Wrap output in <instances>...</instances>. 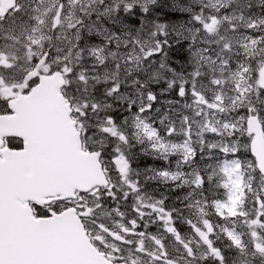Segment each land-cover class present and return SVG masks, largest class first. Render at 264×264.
I'll return each instance as SVG.
<instances>
[{"label": "snow or ice", "instance_id": "6c2138e0", "mask_svg": "<svg viewBox=\"0 0 264 264\" xmlns=\"http://www.w3.org/2000/svg\"><path fill=\"white\" fill-rule=\"evenodd\" d=\"M200 2L201 11L194 13L191 21L199 27L189 39L184 37L181 31L170 29L168 24L159 22L153 7L157 0H53L51 7L47 8L42 16L30 17L35 21L30 30L21 26L23 41L11 37L15 41L14 44L0 48V95L8 98L14 92L22 91L25 96L35 94L41 86L46 85V78L56 81L57 95H60L61 86L68 85L76 77L84 85L94 81L95 87V84L101 83L99 77L93 74L98 68L104 69L106 83L108 76L107 69L104 68L107 59L105 49L113 42L117 49L121 46L128 49V52L120 53V56L124 57V63H134L137 71L146 72L147 69L143 67L145 64L151 67L158 63L160 69H167L175 74L174 69L167 64L169 52L173 45L182 44L187 40L189 54L195 59L196 65L189 73L190 79L180 77L179 86L175 89L178 99L168 103H178L187 97L191 98L194 105L200 107V112H204L205 117L208 111L213 114H227L223 121L207 122L196 133L199 136L197 143L200 145L201 154L205 153V133L220 137L219 140L208 141V155L200 156L201 160H212L213 150L219 152L221 155L215 164L205 165L203 172L193 169L189 174L179 170L173 172L167 167L152 170L164 182H177V188H191V192L183 199L190 201L189 208H197L200 219L199 223L190 218L184 219L183 223L187 225L189 233L187 238L177 225V216L182 210L167 206V196L156 199L154 203L142 205L145 210L134 207L131 216H125L119 206L114 207L112 211L126 221L118 224L116 228L97 222L99 217L105 214L104 205L107 201L118 200L117 191L113 190L114 185L109 183V169L125 178L131 193L140 191L139 181L128 182L131 163L119 147L121 143H128V136L122 130V125L127 124L129 117L119 120L105 114L106 126H102L101 131L116 144L110 150H105L104 145L98 149H88L94 171V175L85 177L88 186H71L70 197L58 194L59 199L47 205L36 202L32 204L35 210L34 219L38 224L72 212L81 217L82 226L85 223L84 218L96 223L95 236H89L87 228L83 229L85 245L93 254L87 264H229V251L235 253L231 264H254L257 259L264 264V107L257 106L258 103L264 104V100H261L264 96V15L254 13L251 17H245L243 14L237 16L228 12L221 14V9L227 8L232 0H216L215 3L208 0L207 4L204 0ZM256 6L264 7V0H257ZM248 8L251 9V0ZM8 11L21 13L22 7L17 0H13ZM32 11L38 9L34 8ZM78 12L82 15H78ZM92 12L98 16L116 17L113 23L125 22L122 23L121 34L128 38L121 43V35L116 31H112L110 35L97 31V35L104 41L103 44L85 42L81 46V32L85 20ZM7 15L8 12L0 14V22ZM128 21H131V24L126 23ZM223 24L228 25L226 32L236 33L242 36V39L235 41L219 35ZM241 27L244 28L243 33L239 31ZM69 31L74 33V39H69L71 48L62 56L61 53H64L65 49L54 46L53 39H67ZM91 31L89 28V35ZM104 32H109V29ZM37 33L39 35H36ZM200 33L203 35L197 39V34ZM213 44L221 46L219 52L215 56L207 55L212 51ZM236 45L240 51H234ZM21 49L22 55H17ZM73 49H79L75 52L77 58H82L84 51L88 52L95 61L90 66L92 73L77 71L72 66L70 57ZM109 55L114 62L113 71L118 73L121 68V63L117 60L118 53L110 51ZM234 55L242 56L243 59L236 60L233 64ZM205 66L208 73L202 71ZM127 72L131 74L133 67L129 66ZM156 75L158 73H153V77ZM205 75L209 76L208 83L215 89L211 97L203 91L202 83L199 88L197 86L199 78ZM131 84L137 86L138 90L148 88V81L138 78H134ZM226 85L232 93L230 96L224 94ZM173 86L174 82L169 81L168 88ZM163 93L164 89H161L160 94ZM104 94L120 99L121 82L113 80L111 86L104 89ZM253 95L256 102L251 99ZM157 99V94L149 89L146 93V104L135 106L134 102L128 103L127 111L135 122V128L139 130L136 135L148 141L153 151L159 153V157L165 162L170 156L179 154L181 158L175 162L177 169L183 165L191 166V162L197 157V151L192 146L193 130L189 118L183 117V129L178 133L174 123H164L167 116L161 119L157 126L149 117L142 115L153 111ZM111 107L110 104L101 108L96 103H85L86 111L81 115L87 116L89 108L103 111L104 108ZM184 107L189 105L185 104ZM155 110L159 111L158 108ZM11 111L6 102L3 109H0V114ZM200 112L196 115H200ZM178 134L184 136L182 143H175L170 139ZM22 150L23 144L17 151ZM252 173L261 175L262 184L259 189L253 188ZM217 176L220 177L215 183L218 191L213 192L209 198L205 193L211 190ZM129 195V191H124L119 198L127 200ZM77 196L80 201L91 197L94 207H87L84 203L73 205ZM193 196L200 199H195L192 203ZM210 215L215 217L214 221L207 218ZM153 226H158L157 231H152ZM159 228L175 241L174 249L166 243V238ZM221 238L227 242L224 246L217 244Z\"/></svg>", "mask_w": 264, "mask_h": 264}, {"label": "bare ground", "instance_id": "6f19581e", "mask_svg": "<svg viewBox=\"0 0 264 264\" xmlns=\"http://www.w3.org/2000/svg\"><path fill=\"white\" fill-rule=\"evenodd\" d=\"M192 1L194 0H157L156 5H154L153 7L155 8V14L156 17H158L160 23L168 24L170 29L175 28L176 31H181L184 37H188L190 39L191 36L195 33L196 28L199 27V25L195 24L194 22H191L192 15L194 13L200 12L202 7L201 5L200 6L198 5L201 4V2H198L197 5L194 7H190L189 3ZM12 2L13 0H2V2H0V6L4 8L11 7ZM17 2L21 6H23V0H17ZM181 2H183L187 7L184 10H181L180 13H174L173 3H181ZM212 2L215 3L216 0H212ZM256 4H257V0H251V9L249 10L248 8L249 0H232L231 4H229L227 8L221 9V14L224 12H228V13H235V15L237 16L243 14L245 17H251L253 16L254 13L259 15H264V7H257ZM16 14H20V13H16ZM14 17L15 16H11V17L6 16L3 19V21L0 22V38L4 39L5 45L14 44L15 41L14 39H11V37H15L23 41V38L21 37L22 30L19 28L18 24L14 21ZM114 20H116V17L109 18V17L100 16L97 19V14L95 12H92V15L85 20L84 28L83 31L81 32L82 39L86 37L87 34H89V28H91L92 30L91 32H95L97 30V28L93 29L92 25H95L97 27L98 23L102 24L105 22L110 23L109 25L110 29L108 32L109 34H111L112 31H116L117 34L119 33L121 34V26L122 23L125 22L113 23ZM126 23L131 24V21H128ZM227 28L228 25L223 24L220 27L219 35L226 36L229 39H233L235 41H239L242 39V36H239L236 33L226 32L225 29ZM101 31H102V26H100L99 32ZM239 31L240 33H243L244 28L241 27ZM12 32H14V34H11ZM202 35H203L202 33L197 34V39H199V37ZM127 38L128 37L123 36V40ZM73 39H74V34H73ZM184 43H186V51H188L187 40L183 41L182 44L173 45V48L169 52V59L167 61V64L169 67L174 69L175 73L184 71L189 76V73L192 72L194 68L190 66V63L187 61L185 54L182 52L183 46L185 45ZM16 46L19 47V45ZM3 47L4 46H0V48ZM111 47L114 51H116L119 54L128 52V49L124 48L123 46L117 49L115 47V42H113ZM220 47L221 46L213 44L212 51H215V53L208 55L215 56L216 53L219 52ZM109 48L110 47L106 48V50ZM77 50L79 49L72 50L73 54L70 57V59L72 61V66L77 71H80L81 67L78 64H75V62L78 60L79 63L81 62L83 63L85 61L84 58L86 57L88 52L84 51V53L82 54V58H77L75 56V52ZM21 51H23V49H21ZM234 51H240L238 45L234 46ZM240 59H243V57L234 55L233 64L235 63L236 60H240ZM257 59H259V57H257ZM119 62L121 63V68L118 73H114L113 63H108V61L105 62L106 66L108 67V81L106 83L103 81L99 84H95V87H93L92 84L88 89H86L82 86L83 83L79 81L78 77H76L73 80H71L68 85L61 86V88L59 89L60 95H57L55 92L52 101H47L44 94L42 93L38 94V98L44 103V105L46 106V110L48 109L53 114L60 115L64 121L67 120L73 121L74 119L78 118L77 115L78 113H82L84 111L80 110V106H82L81 103L80 105L79 103L77 104L76 99L74 101V99L70 96V94L73 93L65 90V87L69 88V85H72L76 91H81L80 97L85 98L88 102H90L88 103L89 105H91L92 102H94L97 99V104L101 108H103L105 104H110L112 106L111 108H104L103 111L97 109V123L101 126H106L104 125V118L106 113L112 115L114 118H118L119 120H122L127 114H130L127 111L128 103L130 102L128 99L129 96L133 97L135 93H138L140 96L142 95V93L146 95L149 89L154 91L158 97L156 105L154 107L161 110L156 120L164 119V117L167 116V119L170 122H174L175 126H177V125H183L182 124L183 117L187 116L189 118V122L192 125L203 126L207 120H210L214 123L216 120L223 121L226 118L227 114H219V113L213 114L211 111H209V115H207V117L204 118L198 115H194L196 113L191 114L189 110L183 107V105L186 103V100L190 104H193L191 98L186 97L184 100H180L178 103L175 104L176 107L173 106L174 103L171 104L168 103V101H176L178 99V97L175 94V89L176 87L179 86L180 82H174L173 88L169 89L168 82L172 81L171 78L173 72H169L167 71V69H160L158 63L151 67H148V65L145 64L143 66L145 69H147V71L145 72L143 70L137 71L134 63L126 64L124 63V60ZM129 66L133 67V72L131 74L127 72V68ZM203 70L205 73H208L207 66H205ZM153 73H158V75L156 76L159 77L156 78L155 76L153 77ZM140 76H143L149 82L148 88L138 90L137 86L131 84V81L134 79L132 77L138 78ZM150 77H152V79H149ZM160 79L167 80V83L161 84ZM208 79L209 76L205 80H203V78L200 77L197 86L199 88L200 84L202 83L204 85L203 91L207 96L211 97L215 89H213L212 86L209 85ZM46 80L49 81L51 79L46 78ZM113 80L120 81L121 88L129 91V95H124L121 93L120 99H117L115 96L113 97L106 96L104 94V89L110 87ZM224 88H228V85H226ZM161 89H164V93L162 95L160 94ZM223 91L225 96L232 95L231 92H227L224 89ZM251 99L253 100V102H256V97L254 95L251 97ZM261 100H264V96L261 97ZM6 102H8V106L12 110L11 113L16 115L19 121L25 122L30 119L38 120L41 118L43 109H36L32 113L26 112L25 108L27 106L36 107L37 105L33 97L25 96L22 91L14 92L8 98L4 97L3 95H0L1 109H3ZM257 106L264 107V104L258 103ZM77 107L80 110V112L77 110ZM2 116L7 123H13L12 119L8 115V112H5ZM122 129H124L125 134L128 136V143L127 144L121 143L119 145L124 148L126 154L129 157L130 156L135 157L139 161V165L136 167L131 164V169L128 176V182L139 181V179L136 176L131 175V171L133 170L139 173H145L147 176L149 175L153 177L152 173H150L148 170L149 165L147 163H149V158L142 154V149L139 146L138 141L134 138L133 125L132 124L122 125ZM66 133H67V129L64 127V125H50L41 129L38 138L29 139L26 141V143L33 147H37L39 144H41L42 141H48L50 138L55 137L59 140V142L56 145L49 147L53 155L57 156L58 158L64 159V161L69 158H78L80 155V151L73 148L72 144L68 141L66 137ZM105 138L108 139L105 141L104 140ZM109 140H111V138L97 134V149L100 148L101 145L106 146L105 150L112 149L109 145ZM192 144L196 148L200 147L199 143H197L196 140H192ZM8 146L10 147L11 145ZM26 164L36 165L31 162H27ZM7 166L8 164L4 161L2 157V152L0 151V173L5 172ZM89 166L92 168V163H89ZM169 167L173 171L179 170L188 174V169L184 168L183 166L180 169H177L175 165H170ZM79 168H80V164L76 165L74 168H69L63 165V163H60L57 167L53 168V172H55L60 176V179L57 181V185L60 191L67 197H70L72 195L70 191V187L76 185L74 181H69L66 179V177L67 176L75 177ZM254 179L260 184H262L261 175L256 176ZM109 183L111 185H114V189L117 190L119 197L122 196V193L124 191L131 192V190L128 188V183L125 181V178L122 175L117 174L115 171H112L111 169H109ZM139 186H140V181H139ZM150 186L156 190H162L163 188L162 182L151 181ZM189 192H191V188L188 186H185L184 188L176 187L172 189L170 193H168L167 206H174L177 209H181L182 212L180 215L182 221H184L185 218H190L193 220V222L199 223L200 214L197 208L196 207L189 208L188 204L190 201L183 199V197L187 195ZM191 202L193 203L192 200ZM4 210L5 208H3V211ZM207 218L213 221L215 220V217L211 215L208 216ZM80 220L81 217L76 212H72L63 215L61 217L53 218L52 221L45 222V225H55L56 227L62 228L61 229L62 231L81 230L83 226L80 224ZM16 225H18L20 228H25L26 222L22 217H19L16 220ZM180 230L185 233V236L187 238V236L189 235L187 225L184 224ZM217 232L219 231L217 230ZM21 241L25 243L26 238L24 236H21ZM226 243L227 242L223 238L217 241V244H219L220 246L225 245ZM43 248L45 250H49L53 248V245L47 244L43 246ZM28 249L34 250L37 253L40 252L39 247L36 248L28 247ZM9 254L14 258L13 264H28L27 261L24 260L23 257L21 258L17 252L11 250ZM64 254L68 258H71L74 261V264H87V261L91 259L90 249H88L85 245L84 246L75 245L71 249L69 247L65 249ZM41 264H48V263L42 259Z\"/></svg>", "mask_w": 264, "mask_h": 264}, {"label": "water", "instance_id": "95a60500", "mask_svg": "<svg viewBox=\"0 0 264 264\" xmlns=\"http://www.w3.org/2000/svg\"><path fill=\"white\" fill-rule=\"evenodd\" d=\"M9 8L10 7L4 8L0 6V14L7 12ZM55 87V80H49L48 82L46 80V85L41 86L37 90L36 97L39 93H41V91L50 89L51 93L48 92L45 98L47 99V101H52L56 92ZM37 104L44 103L37 101ZM50 125H64V127L67 129L66 137L68 141L72 144L74 149L79 151L81 150L80 132L75 128V122L69 120L64 121L60 115L53 114L47 109L46 120L43 122L42 128H45ZM58 142L59 140L55 137L50 138L48 141H42V147L45 150L46 155L52 154L49 147L56 145ZM26 153H32V149L29 148ZM90 155H85L80 152L78 158H69L65 161L64 159L58 158L57 156L53 155L54 161L43 159L42 165H34V168L45 167L46 172H41V178L45 179L47 176L51 175L53 168L57 167L60 163H63V165L69 168H74L76 165L80 164V168L78 169V172L75 177L67 176L66 179L69 181H74L76 186H88V181L85 180V177L94 175L93 169L89 166V163H93L89 159ZM59 179L60 176L58 174H55L53 176V188L49 187L47 190V194L64 195L57 185V181ZM0 180H2L1 176ZM9 223L11 222L6 219L0 212V264H13L14 258L9 254L11 250L17 252L21 258H24V260H26L27 257L31 262L41 263V260L43 259L48 264H74V261L64 254L65 249L69 247L71 249L75 245H85V233L83 231V227L81 228V230L62 231V228L60 227L48 228L45 226V222H43L40 227V232L44 233V240L42 242H37V240L34 239L30 242L23 243L21 242V238H17V233L11 231L12 225ZM8 232H10V235H7ZM47 244L53 245V248L48 250L45 258H37L35 256L36 252L34 250L30 253H26L30 245H33V247L36 248L39 246H45ZM90 255V257L92 258L93 254L91 253V250Z\"/></svg>", "mask_w": 264, "mask_h": 264}, {"label": "rangeland", "instance_id": "374dc122", "mask_svg": "<svg viewBox=\"0 0 264 264\" xmlns=\"http://www.w3.org/2000/svg\"><path fill=\"white\" fill-rule=\"evenodd\" d=\"M52 2H53V0H43V2H41V0H23V6H21L22 7V12L20 13L21 15L12 12V16H15L14 17V21L18 24V26H19V28L21 30H22V28H21L22 25L25 26V27H28L29 30H30L31 26H33L35 24V21L32 20V19H30V17L36 16V15H41L42 16L43 12H45L47 10V8L51 7ZM82 2H83V0H82ZM198 2H200V0H198V1L197 0H194V1L190 2L189 5H190V7H194V6L197 5ZM204 3L207 4L208 3V0H204ZM180 4L181 3H173L174 6L180 5ZM91 7H96V5H91ZM34 8L35 9H38V11H35V12L32 11V9H34ZM77 14L78 15H81V13H79V12ZM99 17L100 16L97 15V19ZM98 25L102 26L101 33H104V35H110L108 32L107 33L104 32L105 29L109 28V25H110L109 22H105V23H102V24H99L98 23ZM98 25H97V27L95 25H92V28L93 29L97 28V30L100 31V26H98ZM97 30L95 32H91V35L87 34L86 37H84L80 41V44L81 45H84L85 42L99 44L98 41H103V39L100 36L97 35ZM11 34H14V32H12ZM73 34H74L73 32L69 31L68 32V38L67 39H61V40H56L55 37H54V39H53V45L54 46H59V47L65 49V52L64 53H61L62 56L67 53V50L69 48H71V44H69L68 41H69V39H73ZM36 35H39V34L37 33ZM21 37L24 39V36L22 34H21ZM122 40H123V35H121V43H122ZM16 47H18V46H16ZM110 51H114L112 49V47H110L109 49H107L106 52H105V56L107 57L106 61H108V63H114L112 61L111 56L109 55V52ZM22 53H23V51H20L19 53H17V55H22ZM213 53H215V51H211V52L207 53V55L208 54H213ZM84 59H85V61L83 63L82 62L79 63V61L77 60L75 62V64H78L81 67V70H84L85 72L87 71V73H92V68L91 67H90V69H88V68H89V65L91 66L92 64L95 63V61L89 56V54H87ZM117 60L118 61H123L124 60V57L120 56V54L118 53ZM130 64H132V63H130ZM104 68L107 69V76H108V67L106 66V64H105ZM93 74L94 75H97L99 77V79H100L101 82L104 81L105 71H104L103 68L96 69ZM156 77H159V76H155V78ZM132 78H136V77H132ZM138 79L146 80L143 76L138 77ZM171 80L173 82H176L173 78H171ZM165 83H167V80H163L162 79L161 80V84H165ZM92 84H94V81H89V84L88 85H84L83 84L82 86L84 88L88 89ZM148 85H149V82H148ZM65 90L68 91V92H72L73 94H70V96L74 99V101L76 99L77 104L79 103V105H80V103H81V105H82V106H80V110L86 111V109H84V104L85 103L88 104L90 102H88L85 98L80 97V92L81 91H76L73 88L72 85H70L69 88H66L65 87ZM121 93L124 94V95H129V91L124 90L122 88H121ZM128 99H129V101L134 102V105H136V106H139L141 104H146L148 102L146 100V95H141L140 96L138 93H135L133 95V97L129 96ZM92 103H96L97 104V99L94 102H92ZM174 104H176V103H174ZM168 106H170V105H168ZM184 108L187 109V110H189V112L191 114L200 112V107H198L197 105H194V104H190L189 107H184ZM77 110H78V107H77ZM80 110H79V112H80ZM92 111H93V113H92ZM205 111H208V110L205 109ZM87 112H88V115L87 116H83V115H81V113H78L77 114L78 115V118L81 119V120H83L89 126H91V128L93 130V132L91 133V135L97 136V134H100V135L105 136V134L101 131V127L102 126L97 123V110L87 109ZM160 112H161V110L156 111L155 110V107H154V109H153V111L151 113H144L142 115L149 117L150 120L153 123H156L157 126H159L158 125V122L160 120H156V118L158 117V115H159ZM194 115H196V114H194ZM208 115H209V111H208ZM198 116H201V117L204 118L205 117L204 116V112H200V115H198ZM125 117H129V120H128L127 124H132L133 125V135H134V138L138 141L139 146L142 147L143 149H145V151L149 154V156L152 159H156V160L160 161V163L158 165H156V166L151 167V168L148 169L149 172L152 173V175H153V179H150V180L151 181H154V182H162L164 184L165 183H167V184H174V183H176V182H171V181L164 182V180L161 177L157 176L156 175V172L155 171H152V170H159L162 167H167V168H169L170 171H173V170L170 169L169 166L170 165H175V162L178 159L181 158L180 155L177 154L175 156H170L169 159H168V161L165 162L163 159H161L159 157V153H156V152L153 151V149H152V147H151V145H150V143L148 141L143 140V137L142 136L138 137L136 135V133L139 130L135 128V122L130 118V114H127ZM207 122H212V121L207 120L206 123ZM164 123L165 124H168V123H174V122H170L168 119H166L164 121ZM200 127L201 126H198V125H192V130H193L192 140H196V141L199 140V136L196 135V133H198L200 131ZM176 128H177L178 133H181L182 132V129H183V125H177ZM122 130L124 131V129H122ZM210 135L211 134H209V133H205L204 134V139H205L206 144L211 139ZM107 139L108 138H105L104 140L106 141ZM170 139L173 142H175V143H182L183 140H184V136L182 134H178L175 137L170 138ZM141 140H143V142H140ZM95 141H90V144L96 146ZM206 144H205V153H203V154L199 153V148L200 147L199 148H196L193 144H192V146L197 151V154H200V156L201 155L207 156L208 155L207 154L208 149H207ZM200 156L198 157V159L196 161V165L198 166L199 164H201L203 170L205 169V165H207V164H215V159H212V160H207V159L201 160L200 159ZM175 157H177L176 158L177 160H173V159H175ZM183 167L185 168V165H183ZM199 169L202 171L201 168H199ZM173 172H175V171H173ZM131 174L132 175H135L134 172H132ZM149 177H151V176H149ZM139 192H136V193H131L130 192V195L129 196L131 198H133V199H136L140 204H143L145 198H144V196H142L141 194H139ZM141 197H142V199H141ZM123 207L127 211H131V209H132V206L130 204H124ZM143 210H145V209H143Z\"/></svg>", "mask_w": 264, "mask_h": 264}, {"label": "trees", "instance_id": "16d2710c", "mask_svg": "<svg viewBox=\"0 0 264 264\" xmlns=\"http://www.w3.org/2000/svg\"><path fill=\"white\" fill-rule=\"evenodd\" d=\"M199 6L201 4H198ZM187 6L181 2L180 5H176L173 8L174 13H180L181 10H184ZM185 45L183 46V50L182 52L185 54L187 61L190 63V66L192 68L195 67L196 65V61L195 59H193L189 52L186 51V43H184ZM202 71L204 72V70L202 69ZM87 74V73H86ZM183 76L186 79H190L188 74L184 71L181 72H176L175 74L172 75V78L176 81V82H180V77ZM227 77V75L225 74V78ZM203 80H205L206 78H208V75L202 76ZM162 80V79H160ZM81 82V81H80ZM70 86V85H69ZM187 102V100H186ZM91 109V108H89ZM83 139L85 138H91L90 132L86 130V133L83 134L82 136ZM90 143V142H89ZM116 143L111 142L109 143L110 147L113 148L115 146ZM120 150L127 156L128 160L130 161V163L132 165H134L135 167L139 165V161L137 160V158L135 157H129L124 148L122 146H120ZM145 156V155H144ZM147 157V156H146ZM149 158V157H148ZM152 163V160H150L149 158V163H147L148 165ZM134 172L135 175L132 176H136L139 181H140V192L139 194H141L142 196H144L145 199L151 197L152 200H154V198H156V196H159L160 198H162V196H167L168 197V193H170V191L176 187H171V186H163L162 190H156L153 187L150 186V183L145 182V178L142 175H139L138 172L136 171H131V173ZM255 178V173H252V179ZM114 191H117L116 189L113 188ZM118 193V192H117ZM168 200V199H167ZM167 200L165 201V204L167 205ZM192 201L194 203V199L192 197ZM124 204H130L133 208L134 207H141V210H143L144 208L142 207L143 204H140L136 199H133L129 196V198L126 201L120 200L119 196H118V200L116 202H113L111 200H108L107 203L105 204L106 206L109 207H117L119 206V208H121ZM177 225L180 227V229L182 228V226L184 225L182 219H181V215L177 216Z\"/></svg>", "mask_w": 264, "mask_h": 264}, {"label": "flooded vegetation", "instance_id": "af4514ba", "mask_svg": "<svg viewBox=\"0 0 264 264\" xmlns=\"http://www.w3.org/2000/svg\"><path fill=\"white\" fill-rule=\"evenodd\" d=\"M1 109V108H0ZM11 114V113H8V115ZM0 115H3V114H0ZM21 144H23V148H24V142L19 139V138H11V139H8L7 140V143L6 145H11L9 148L11 149H14V150H17L21 147ZM7 195L9 196H13L12 193L8 192ZM59 198H56L55 200H53V202H56ZM76 203H84L87 205V207H94V201L91 197H88L86 200L84 201H80L79 197H76L74 200H73V205H75ZM33 203H31V206H32ZM33 208V207H32ZM34 210V208H33ZM35 211V210H34ZM104 212L105 214L103 216H100L99 217V220H97V222H103L104 224L108 225L110 228H116V226L120 223H124L125 222V219L123 217H118L116 215L115 212L112 211V209H107V208H104ZM78 214V213H77ZM97 215H99V210H97ZM132 214L131 213H128L126 216H131ZM85 219V227L87 228L88 232L87 234L89 236H95L96 235V223H92L90 222L89 218H84ZM92 219H95V218H92ZM11 224V223H9ZM12 227L14 226L15 228H20L18 225L15 224H11ZM30 227V224L27 222L26 223V226L25 228H28ZM219 230V229H218ZM240 230V229H238ZM17 233V235L19 236H23V235H34V234H39V233H42L40 231H35V230H20V231H14ZM165 238H166V243L169 245L170 248L174 249L175 248V241L168 236V234H165L164 232H160ZM7 235H10V232L7 233ZM42 237H43V234H42ZM148 241L146 240L145 243H147ZM40 248V252H36L35 256L37 258H41V257H44V253L47 251L43 248V246H39ZM31 249H28L27 251H30ZM228 255H229V264H231V258L233 256H235V253L234 252H231L229 251L228 252ZM254 264H262L261 260L260 259H257Z\"/></svg>", "mask_w": 264, "mask_h": 264}]
</instances>
